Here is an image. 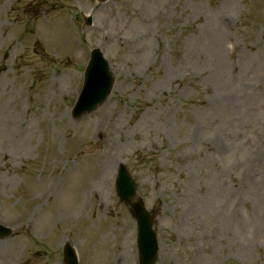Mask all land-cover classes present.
Masks as SVG:
<instances>
[{
  "label": "rangeland",
  "instance_id": "1",
  "mask_svg": "<svg viewBox=\"0 0 264 264\" xmlns=\"http://www.w3.org/2000/svg\"><path fill=\"white\" fill-rule=\"evenodd\" d=\"M94 47L116 83L76 119ZM122 162L157 264H264V0H0V264H137Z\"/></svg>",
  "mask_w": 264,
  "mask_h": 264
},
{
  "label": "water",
  "instance_id": "2",
  "mask_svg": "<svg viewBox=\"0 0 264 264\" xmlns=\"http://www.w3.org/2000/svg\"><path fill=\"white\" fill-rule=\"evenodd\" d=\"M114 82L108 63L102 57L100 50L93 52L92 60L86 71L85 84L83 89L82 99L86 96H92V103L89 106V110L96 109L101 105L109 95ZM83 112L81 115L85 114ZM80 115V116H81ZM117 189L119 195L123 200L131 202L132 197L136 194V188L134 181L124 166L120 167V175L117 181ZM133 213L139 221L141 230L140 249H141V264H154L156 260L157 245L155 243H149L146 236L149 233L153 237V233L150 229V219L148 213L145 210L140 200L132 204ZM11 234V230L0 226V236H6ZM66 263L78 264L77 257L68 245L66 248Z\"/></svg>",
  "mask_w": 264,
  "mask_h": 264
}]
</instances>
